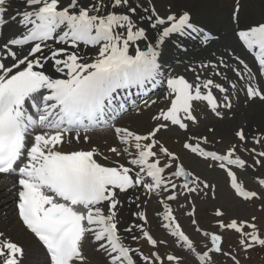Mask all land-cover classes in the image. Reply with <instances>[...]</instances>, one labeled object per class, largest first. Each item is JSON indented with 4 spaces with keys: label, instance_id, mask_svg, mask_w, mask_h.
<instances>
[{
    "label": "snow or ice",
    "instance_id": "snow-or-ice-1",
    "mask_svg": "<svg viewBox=\"0 0 264 264\" xmlns=\"http://www.w3.org/2000/svg\"><path fill=\"white\" fill-rule=\"evenodd\" d=\"M11 4L0 0V176L13 178L18 222L42 246L44 264H217L215 256L240 264L238 252L264 249L255 216L225 220L229 209L217 206L219 231L200 226L194 196L210 191L215 199L216 186L186 166L163 135L180 133L184 153L221 170L236 197L264 207V177L248 189L234 171L264 168V132L251 137L259 151L243 127L233 133L237 142L216 151L199 130L203 109L223 120L221 109L230 111L241 92L264 102V22L240 27L242 6L233 0L234 36L256 70L227 49L190 64V80L167 74L161 52L173 35L195 33L205 46L214 39L188 10L172 11L170 3L161 15L149 0H22L14 12ZM152 108L147 128L119 123L132 109L140 116ZM93 134L104 139L103 150ZM80 144L89 147H73ZM174 202L199 241L183 228ZM149 203L167 238L154 235ZM225 232L237 235V249L224 250ZM24 256L25 246L0 231V264H24Z\"/></svg>",
    "mask_w": 264,
    "mask_h": 264
},
{
    "label": "bare ground",
    "instance_id": "bare-ground-1",
    "mask_svg": "<svg viewBox=\"0 0 264 264\" xmlns=\"http://www.w3.org/2000/svg\"><path fill=\"white\" fill-rule=\"evenodd\" d=\"M149 3H154L161 15L169 14L168 6L170 3L174 5L172 11L188 10L191 13L192 20L195 24L214 34V39H212L206 46L201 43L202 36H198L195 33H193L191 36L173 35L161 49L163 54L162 63L167 74H183L191 80L193 79V74L186 71L190 64L195 65V63L200 60L208 59L212 52H216L217 54L225 53L227 49L234 50L236 55L243 58L245 62L253 68L254 71L256 70L254 57L251 54L245 53L241 47V44L234 36V29H236L237 25L231 22L233 0H149ZM240 3L242 6L241 23L239 25L240 27H245L258 22H264V0H240ZM163 5L166 9L165 13L160 12V9L163 7ZM21 7L22 0H12L11 10L13 12L17 8ZM15 30V26L12 28H7L4 30V35L8 36ZM149 35L154 37L156 33L154 30L149 29ZM81 52L87 53L89 56L94 54V50L92 48L85 47L84 45H81ZM229 63H231V61H229ZM228 75L230 77L232 76L231 73H228ZM217 79L219 80V78ZM155 94L156 93H150L152 99H156L159 93L156 95ZM215 94L219 95L218 93ZM155 110L156 108L145 109L143 114L140 116H137L134 111V113H130V115L128 114L129 116H124L123 119L119 121V123L142 130L147 128L151 123L149 117L147 118L145 115H149ZM221 111L224 112L223 120L214 117L210 112L207 111L206 108L203 109L199 130L201 128L206 130L207 127L209 128L211 125V127H215L217 134L222 135V137H228V142L230 140L232 142H237L233 137V133L237 128L243 127L249 136L248 146L256 147L258 151L259 149L261 150V146L252 144L251 137L264 132V102H260L259 100L248 102L241 92L238 98L233 97V108L230 111L225 109H221ZM200 131L203 132L204 130ZM163 135L167 146L178 152L180 155L187 157V160L192 162V164H186L185 161L184 163L188 167L190 166L189 168H192L195 165L193 160L197 161L198 159L189 157L182 150L181 144L183 142V136L175 131ZM178 135L181 137H177ZM209 136L213 140V134H210ZM209 136L208 138L210 140ZM108 139L109 142H111L110 136ZM218 141L219 139L211 141L208 147L216 151H221L228 144H226V142L223 144H218ZM93 144H98L103 150L104 139L98 138L97 134H93ZM73 147L88 148L89 145L80 144L74 145ZM176 148L179 150H175ZM240 155L248 161L249 165L252 164V162H250L251 158L248 153L242 152ZM245 170L249 175L256 177L255 179L262 176L264 177V173H260L258 168L253 170L251 167H249ZM258 172L259 174H257ZM240 176L241 175L237 173V177L240 178ZM12 180V177H0V231H4L7 235L11 236L13 239L19 241L25 246V256L23 258L24 264H44L45 252L42 246L39 245L38 242L34 241L30 237V234L23 230L19 222L14 223V220L17 219V215L15 209V194L12 189ZM200 197H202V195H200ZM179 203H184L183 199H181ZM5 204L8 207L7 210H5V208H1ZM146 207L149 220L151 221V229L154 235L159 238H167L162 231L154 228V225H157L154 213V209L156 207H154V204L149 203ZM173 207H175L174 209H176L177 212L181 211V209L178 208V204L175 202L173 203ZM128 215L129 213L126 207L125 211L123 212V216L128 217ZM193 236L197 235L193 234ZM195 240L198 241V239ZM129 243H133V246H136L134 242L129 241ZM161 249V253L166 251V249L163 247ZM144 251L145 253L148 251V247L146 245H144ZM93 258L96 259L95 256Z\"/></svg>",
    "mask_w": 264,
    "mask_h": 264
},
{
    "label": "rangeland",
    "instance_id": "rangeland-1",
    "mask_svg": "<svg viewBox=\"0 0 264 264\" xmlns=\"http://www.w3.org/2000/svg\"><path fill=\"white\" fill-rule=\"evenodd\" d=\"M160 10H161L160 12L165 13L166 12L165 6L163 5V7ZM242 49L245 52H247L243 47ZM141 107H142V104H141ZM133 111L135 110L134 109L130 110L128 114L130 115V113H134ZM145 117L148 118L149 115L146 114ZM200 130H204L203 133L207 136H209L210 134H213V140L209 136L210 141L219 139V141H222V142L218 141L219 142L218 144H223L225 142L226 144L228 143V137H225V136L222 137V135L217 134L216 129H215V132L213 133H208L203 128H201ZM177 137H181V136L178 135ZM175 150H179V149L176 148ZM182 158L186 164H192V162L187 160V157L182 156ZM250 158H251L250 162L253 163L251 156ZM193 162H195V165L191 169L200 173L204 179L208 180L210 183L216 186V198L215 199L212 198V194L210 191L208 192V195H204L203 193H201L200 195H202V197H200V195L194 196L195 203H196V219L199 221L200 226L202 228L211 230V231H219L217 228H215L214 224L212 223L215 220V217L213 216V212L217 206H223L229 209L228 214L224 217L225 220H228L232 216H236L240 219L250 220L253 216H255L257 218L255 222L261 228V231L264 232V207H262V201L260 200H255L253 202L243 201L242 199L236 197L234 193L231 191L228 185V182H227L226 175L221 170L209 169L204 161L202 162L200 160H197V161L193 160ZM258 169L260 173H264V168H258ZM234 171H236V174L239 173L241 175L240 178H238V180L242 182L246 188L248 189L257 188L256 179H255L256 177L249 175L245 169H242V170L234 169ZM257 174H259V172ZM153 204H154V207H156V204L155 203ZM1 208L3 209L5 208V210H7L8 207L5 204ZM176 214L180 220V223L185 229V231L194 240L198 239L199 241L200 238L198 236H193V234L195 233L192 231V227L190 225V221L188 217L183 215V210L178 211ZM17 220L18 219H15L14 223H17L18 222ZM154 228L157 229V225H154ZM223 236H224L223 247L225 251L235 250L238 248V244H237L238 237L235 233L225 232L223 233ZM246 256L247 258H245ZM237 258L240 260V264H264V249L257 247L256 249L251 250L248 253H244L241 251L237 253ZM214 260L217 262V264H232L230 260H225L224 258L219 257V256H215Z\"/></svg>",
    "mask_w": 264,
    "mask_h": 264
}]
</instances>
